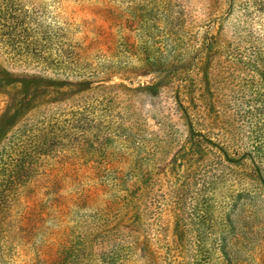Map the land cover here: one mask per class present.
Returning <instances> with one entry per match:
<instances>
[{
  "label": "rangeland",
  "instance_id": "rangeland-1",
  "mask_svg": "<svg viewBox=\"0 0 264 264\" xmlns=\"http://www.w3.org/2000/svg\"><path fill=\"white\" fill-rule=\"evenodd\" d=\"M223 12L220 0H0V164L14 163L23 146L34 150L26 159L30 176L0 214V264H50L61 243L97 254L114 243L131 245L127 264H163L168 255L160 242L185 234L178 210L159 198L167 186L156 182L176 173L156 161L164 139L160 111L170 104L145 90L161 84L159 67H170L190 40L215 31L210 18L222 16L224 35L233 37L239 13ZM60 30L87 51L83 68L100 72L92 86L114 88L84 97L94 127L87 147L80 152L82 134L66 125L69 140H56L44 156L33 144L38 131L53 128L47 110L70 109L75 93L89 86L77 78L81 70L58 84L35 62L50 54ZM12 147L17 153L5 159ZM159 204L169 207L162 212ZM238 212V226L248 222L253 240L237 250L241 264H264V200Z\"/></svg>",
  "mask_w": 264,
  "mask_h": 264
},
{
  "label": "trees",
  "instance_id": "trees-1",
  "mask_svg": "<svg viewBox=\"0 0 264 264\" xmlns=\"http://www.w3.org/2000/svg\"><path fill=\"white\" fill-rule=\"evenodd\" d=\"M220 2L223 15L239 13L233 37L224 35L222 16L210 18L215 31L190 40V48L170 67H159L158 74L164 77L161 84L145 90L150 97L168 99L170 104L160 111L164 139L157 143L160 157L156 161L166 169L175 166L176 173L169 179L174 170L167 171L156 182L167 186L159 198L178 210V223L185 234L184 239L177 236L175 243L160 242L168 255L163 264H241L237 250H247V242L250 248L253 240L248 222L238 226L243 221L236 218L238 208L264 200V0ZM66 35V30H60L57 43L50 44V54L35 62L53 73L58 84L67 81L74 70H81L75 74L89 86L75 93L78 98L70 109L47 110L45 121L53 128L36 133L33 146L39 155L50 153L56 140H69L66 125L78 131L77 136L82 134L76 138L80 152L87 147L91 142L87 135L94 127L86 112L89 105L83 101L114 88L92 86L90 81L100 72L83 68L89 61H84L87 51L74 46ZM61 76L66 77L61 80ZM172 116L180 126L172 122ZM15 147L3 157L11 159L17 152L22 156L17 155L12 164H0V214L7 212V199L30 176L26 159L34 150ZM159 207L163 212L169 205ZM254 218L253 214L249 221ZM133 253V246L120 243L99 254L88 247L61 243L50 264H64L66 259L65 264H127ZM245 260L248 263L249 258Z\"/></svg>",
  "mask_w": 264,
  "mask_h": 264
}]
</instances>
